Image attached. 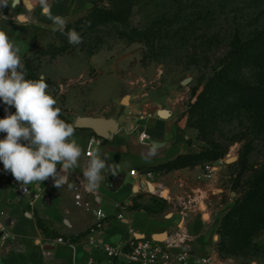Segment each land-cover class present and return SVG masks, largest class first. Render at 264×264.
Instances as JSON below:
<instances>
[{
    "label": "crops",
    "instance_id": "crops-1",
    "mask_svg": "<svg viewBox=\"0 0 264 264\" xmlns=\"http://www.w3.org/2000/svg\"><path fill=\"white\" fill-rule=\"evenodd\" d=\"M84 1L95 3L53 0L52 13L66 18L68 12ZM28 2L30 9L22 2L13 7L12 0L8 6L0 5V28L19 48L23 62L45 48L37 46L39 38L47 33L54 37L55 31L51 28L48 32L49 19L41 15L38 3ZM21 14L24 21H17L16 17ZM61 92H69L68 86L62 87ZM177 97L148 99V103L139 106L130 98L128 107L121 105L120 97H110V104L98 111L77 113L78 118L112 121L115 130L110 141H103L91 131L74 127L73 139L84 149V155L79 166L68 172L67 184L60 188L50 177L27 185L30 194L22 196L13 185L17 182L14 176L0 162V214L14 236L0 256V264H124L108 258L97 245L114 246L133 239L151 240L173 254L190 250L195 257L207 259L210 264H241L234 259H222L216 245L221 221L237 199L229 178L221 176L226 169L224 165L213 166L214 175L210 180H199L209 164L167 174L148 172L180 155L198 153L204 148L197 141V131L188 127L185 106ZM161 110L168 111L170 116L159 117ZM15 111L0 100V118ZM142 116H145L143 121ZM142 131L150 137L148 144L139 140ZM5 135L0 132V139ZM21 143L27 141L21 140ZM88 148L92 153L99 149L108 164L118 165L114 172H103L105 179L94 192L83 187ZM133 170L137 172L135 177L131 176ZM57 171L61 172L59 164ZM98 210L108 220L98 235H90ZM39 220L43 227L39 226ZM161 235L162 240H155ZM59 239L71 241L73 246L59 243Z\"/></svg>",
    "mask_w": 264,
    "mask_h": 264
},
{
    "label": "rangeland",
    "instance_id": "rangeland-1",
    "mask_svg": "<svg viewBox=\"0 0 264 264\" xmlns=\"http://www.w3.org/2000/svg\"><path fill=\"white\" fill-rule=\"evenodd\" d=\"M19 1L25 2V5H28V1L37 3V0ZM73 1L76 3L77 0ZM92 4L84 1L68 12L66 26L86 17ZM154 14L153 10L135 9L127 29L108 25L94 31L83 30L79 33L82 43L72 45L67 53L56 60L43 57L31 61L32 66L41 64L37 76L49 85L47 91L56 99V106L61 109L64 120L74 124L77 113L98 111L110 104V97H120L122 102L126 96L133 98L138 106L148 103V99L159 101L178 96V102L185 106L187 115L190 104L195 102L207 78L230 51L233 39L237 36L245 41L264 33V0H216L209 13L199 22L198 29L185 38L164 42L162 46L151 49L141 43L129 44L120 37L124 31L144 30ZM40 20L43 23L42 18ZM48 25L50 32L55 26L51 20ZM49 35L47 33L44 38H39L37 46L42 49L50 44L59 46L56 30L54 37ZM61 58L65 59L62 61ZM23 63L25 66V61ZM44 75L49 78H44ZM71 77L79 80H70ZM51 79L60 80L55 83ZM188 79L191 80L190 84L184 86L183 82ZM66 86L69 92L62 93V87ZM129 104L130 99L128 105L121 103L123 107ZM224 131L225 137L221 142L228 146V153L224 159L209 165L226 167L221 176L229 178L233 191L235 183L246 185L254 178L256 171L264 167V142L247 137L245 125L234 124ZM218 241L219 238L216 245ZM234 260L241 264L254 263ZM256 261L264 264L262 259Z\"/></svg>",
    "mask_w": 264,
    "mask_h": 264
},
{
    "label": "trees",
    "instance_id": "trees-1",
    "mask_svg": "<svg viewBox=\"0 0 264 264\" xmlns=\"http://www.w3.org/2000/svg\"><path fill=\"white\" fill-rule=\"evenodd\" d=\"M216 0H98L89 14L68 24L64 34L56 31L59 46L50 44L25 58L26 79L38 80L41 64L31 61L43 57L56 60L67 53V31H94L115 25L128 28L135 9L153 10L152 20L144 30L124 31L120 37L129 44L141 43L151 49L182 39L198 29ZM91 54V53H90ZM92 55V54H91ZM202 91L187 111L188 126L197 131V141L206 144L201 152L180 155L176 159L148 170L167 174L173 171L215 164L225 158L228 146L222 144L225 128L245 125L247 137L264 142V33L249 40L235 37L220 66L207 78ZM64 120L62 116L59 117ZM71 123L67 120H64ZM72 124V123H71ZM235 205L221 221L217 250L222 258L264 261V167L244 186L233 185ZM39 226L43 227L41 221Z\"/></svg>",
    "mask_w": 264,
    "mask_h": 264
},
{
    "label": "clouds",
    "instance_id": "clouds-1",
    "mask_svg": "<svg viewBox=\"0 0 264 264\" xmlns=\"http://www.w3.org/2000/svg\"><path fill=\"white\" fill-rule=\"evenodd\" d=\"M17 3L18 0H12L13 7ZM37 3L41 15L52 21L54 30L64 34L67 21L60 15H53L50 0H37ZM0 5L8 6L9 0H0ZM24 19L23 14L16 17L17 21ZM66 35L69 44L82 43V37L75 29L68 30ZM48 87L44 79H26L19 48L0 28V100L16 110L0 118V132L6 133L4 139H0V162L24 186L51 177L56 187H62L68 182V172L79 166L84 155V149L73 139V124L59 118L61 109L47 91ZM21 140L27 143H21ZM154 152L153 149L152 154ZM88 156L83 170V187L94 192L105 179L103 172H114L118 165L108 164L99 149L95 153L89 152ZM57 164L64 174L57 171Z\"/></svg>",
    "mask_w": 264,
    "mask_h": 264
},
{
    "label": "built area",
    "instance_id": "built-area-1",
    "mask_svg": "<svg viewBox=\"0 0 264 264\" xmlns=\"http://www.w3.org/2000/svg\"><path fill=\"white\" fill-rule=\"evenodd\" d=\"M8 108L15 110V108L11 106H8ZM141 120H145V116H142ZM139 140L142 144H148L150 142V137L145 131H142L139 134ZM89 152H92L91 148H88L86 152L87 157H89ZM136 173L135 170L131 171V176L135 177ZM213 175V166L209 165L203 176L199 177V180H210ZM147 176L151 177L152 175L148 174ZM13 185L17 188L20 195L25 196L30 194V189L19 182H13ZM95 216V227L91 230L90 235H98L105 228L108 220V216L102 210L96 211ZM119 218L122 219V215H120ZM13 240L14 236L9 232L4 222L3 214H0V256L4 254V251ZM58 242L73 246L71 241L67 242L63 239H59ZM97 246L101 248L108 258L123 262L124 264H210L207 259L195 257L190 250H182L177 254H173L167 248L145 239H133L125 244L114 246L107 244H98Z\"/></svg>",
    "mask_w": 264,
    "mask_h": 264
},
{
    "label": "water",
    "instance_id": "water-1",
    "mask_svg": "<svg viewBox=\"0 0 264 264\" xmlns=\"http://www.w3.org/2000/svg\"><path fill=\"white\" fill-rule=\"evenodd\" d=\"M18 4L20 1L18 0ZM25 4V2H24ZM28 9L31 8L30 3L25 5ZM24 21V20H22ZM191 80H185L183 85L186 86L190 84ZM130 97L126 96L122 100L123 105H128ZM158 116L161 118H168L170 116L169 112L166 110H161L158 112ZM74 127L79 130H88L94 133V135L103 141H110L113 138L115 124L112 121H105L100 119H93V118H77L74 122ZM152 190V187H151ZM164 238L163 235L156 236L155 240H162Z\"/></svg>",
    "mask_w": 264,
    "mask_h": 264
}]
</instances>
